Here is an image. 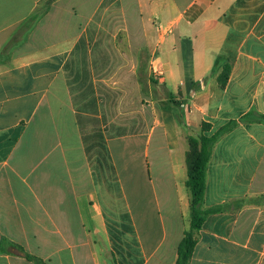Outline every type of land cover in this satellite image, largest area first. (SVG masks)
<instances>
[{
    "label": "crops",
    "instance_id": "crops-1",
    "mask_svg": "<svg viewBox=\"0 0 264 264\" xmlns=\"http://www.w3.org/2000/svg\"><path fill=\"white\" fill-rule=\"evenodd\" d=\"M136 26L181 115L167 98L131 103L120 37ZM261 115L264 0H0V264H176L185 130L231 122L204 203L226 209L190 264H264Z\"/></svg>",
    "mask_w": 264,
    "mask_h": 264
},
{
    "label": "trees",
    "instance_id": "trees-1",
    "mask_svg": "<svg viewBox=\"0 0 264 264\" xmlns=\"http://www.w3.org/2000/svg\"><path fill=\"white\" fill-rule=\"evenodd\" d=\"M230 75L231 66L227 64L224 66V70L219 77V84L222 89L226 88ZM168 99L174 106H181V103L176 101L172 95H170ZM260 118V120H264V115H261ZM240 121L249 122L248 116L243 117ZM235 124L236 122H231L222 127L214 135L207 136L205 133L210 131V125L203 123L201 126V134L198 137H188L189 149L186 153L188 180L186 185L191 196V225L190 229L185 231L184 238L180 243L176 264H190V259L198 239L197 233L202 229L206 219L210 215L221 213L226 209V206H217L213 208L204 207L207 190V168L215 144L223 134L229 132ZM27 259L29 261H36L38 264H44L42 260L30 255H27Z\"/></svg>",
    "mask_w": 264,
    "mask_h": 264
},
{
    "label": "rangeland",
    "instance_id": "rangeland-1",
    "mask_svg": "<svg viewBox=\"0 0 264 264\" xmlns=\"http://www.w3.org/2000/svg\"><path fill=\"white\" fill-rule=\"evenodd\" d=\"M140 27L136 26L135 30L120 37L124 51L131 60L129 70L127 69L125 72L124 82L129 96L132 98L131 103H134V105H144L150 99H168L170 96L165 87L159 84V80L150 72L147 60L149 57L148 52L143 48L137 49L143 43V36L137 33ZM175 113L178 115L182 114L178 107L175 108ZM185 131L194 137H198L201 134L200 130ZM185 146L186 150H188V143L186 141ZM101 264L115 263L112 256H104Z\"/></svg>",
    "mask_w": 264,
    "mask_h": 264
}]
</instances>
